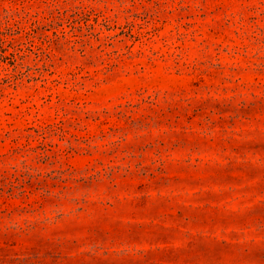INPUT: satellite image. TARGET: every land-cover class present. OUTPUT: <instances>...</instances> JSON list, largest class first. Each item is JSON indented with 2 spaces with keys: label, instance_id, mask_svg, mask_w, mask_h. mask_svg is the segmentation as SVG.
I'll return each mask as SVG.
<instances>
[{
  "label": "rangeland",
  "instance_id": "obj_1",
  "mask_svg": "<svg viewBox=\"0 0 264 264\" xmlns=\"http://www.w3.org/2000/svg\"><path fill=\"white\" fill-rule=\"evenodd\" d=\"M0 264H264V0H0Z\"/></svg>",
  "mask_w": 264,
  "mask_h": 264
}]
</instances>
